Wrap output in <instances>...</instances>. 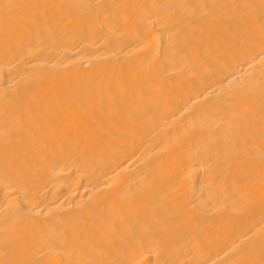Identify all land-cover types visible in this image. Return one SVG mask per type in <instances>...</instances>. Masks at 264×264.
<instances>
[{
	"label": "bare ground",
	"instance_id": "bare-ground-1",
	"mask_svg": "<svg viewBox=\"0 0 264 264\" xmlns=\"http://www.w3.org/2000/svg\"><path fill=\"white\" fill-rule=\"evenodd\" d=\"M0 264H264V0H0Z\"/></svg>",
	"mask_w": 264,
	"mask_h": 264
}]
</instances>
